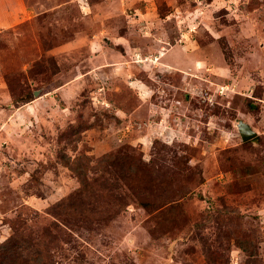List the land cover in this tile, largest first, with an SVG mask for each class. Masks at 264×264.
<instances>
[{"label":"rangeland","instance_id":"1","mask_svg":"<svg viewBox=\"0 0 264 264\" xmlns=\"http://www.w3.org/2000/svg\"><path fill=\"white\" fill-rule=\"evenodd\" d=\"M0 1V264H264V0Z\"/></svg>","mask_w":264,"mask_h":264},{"label":"water","instance_id":"2","mask_svg":"<svg viewBox=\"0 0 264 264\" xmlns=\"http://www.w3.org/2000/svg\"><path fill=\"white\" fill-rule=\"evenodd\" d=\"M236 127L243 142L251 141L257 136V133L245 122L239 121Z\"/></svg>","mask_w":264,"mask_h":264},{"label":"crops","instance_id":"3","mask_svg":"<svg viewBox=\"0 0 264 264\" xmlns=\"http://www.w3.org/2000/svg\"><path fill=\"white\" fill-rule=\"evenodd\" d=\"M2 4H3V1H0V7L2 6ZM0 9H1V8H0ZM145 14H146V13H145ZM1 15H2V14H1V11H0V28H1V26L4 25V23H3V17H1ZM6 23L9 24V20H8V19H6ZM142 25H143V23H142ZM183 37H184V36H183ZM183 55H184L183 57H186V56H187V57H186V59H187L186 61H190L191 58H192V57H191L192 55H191L190 52H189V53H186V52H185ZM190 57H191V58H190ZM156 59H158V57H157ZM30 105H31V104H28V105H26L25 107L20 108L19 110H24L25 108H27V107L30 106Z\"/></svg>","mask_w":264,"mask_h":264},{"label":"trees","instance_id":"4","mask_svg":"<svg viewBox=\"0 0 264 264\" xmlns=\"http://www.w3.org/2000/svg\"><path fill=\"white\" fill-rule=\"evenodd\" d=\"M32 96H33V94L31 93V94L29 95L28 100H27L26 103L31 102V101L33 100ZM8 241H9V240H8ZM6 244H7V243H6ZM4 247H5V246H4ZM240 247L243 249V251H245L246 253H249V252L247 251V250L250 249L249 246L246 247L243 243L240 242ZM249 255H251V253H249Z\"/></svg>","mask_w":264,"mask_h":264}]
</instances>
